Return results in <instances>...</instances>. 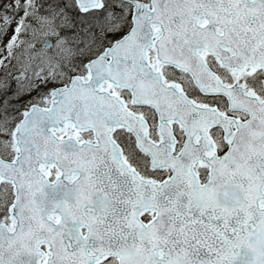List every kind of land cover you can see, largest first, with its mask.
Returning a JSON list of instances; mask_svg holds the SVG:
<instances>
[{
	"label": "snow or ice",
	"instance_id": "obj_1",
	"mask_svg": "<svg viewBox=\"0 0 264 264\" xmlns=\"http://www.w3.org/2000/svg\"><path fill=\"white\" fill-rule=\"evenodd\" d=\"M0 264H264V0H0Z\"/></svg>",
	"mask_w": 264,
	"mask_h": 264
}]
</instances>
